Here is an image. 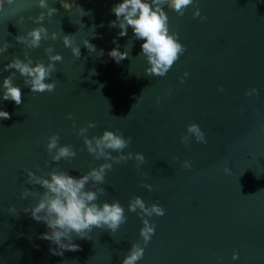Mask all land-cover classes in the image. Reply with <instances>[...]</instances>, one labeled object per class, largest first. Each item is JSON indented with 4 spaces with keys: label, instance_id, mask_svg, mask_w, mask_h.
Listing matches in <instances>:
<instances>
[{
    "label": "water",
    "instance_id": "1",
    "mask_svg": "<svg viewBox=\"0 0 264 264\" xmlns=\"http://www.w3.org/2000/svg\"><path fill=\"white\" fill-rule=\"evenodd\" d=\"M47 2L58 12L42 24L33 23L44 11L38 0H13L0 12V48L10 45L0 54V85L15 71H3L4 65L14 57L24 60V46L15 38L34 28L43 26L60 38L28 50L33 66L48 63L44 50L49 46L53 55L63 57L46 81L55 83L53 92L31 93L16 73L13 84L21 89L23 103L3 101L0 93V110L11 116L0 120V264H121L136 243L144 247L137 264H264V0H195L196 7L182 17L165 8L169 31L178 34L186 52L164 77L145 75L149 65L140 55L143 41L133 38L131 28L119 37V27H109L116 20L111 9L122 0H75L85 11L82 17L65 12L58 0ZM197 7L207 18L203 22L193 18ZM63 35L80 47L79 59L64 47ZM85 40L96 52L83 47ZM117 45L129 52L119 64L108 56ZM252 88L258 94L245 96ZM74 123L77 129L96 124L88 138L105 130L131 137L122 154L140 153L145 163L139 172L134 159L113 164L100 185L105 194L97 203L119 201L126 222L115 233L94 229L89 239L74 236L80 250L57 256L50 252L56 245L39 238L47 226L23 212L38 198L21 199V192L43 191L26 183L24 169L41 175L58 167L79 177L106 162L87 152ZM192 123L207 143L194 137L181 143ZM52 135L60 137L59 146L76 151L71 162L51 161L46 145ZM185 160L191 168L181 167ZM134 196L165 210L161 217H144L155 224L146 246L139 236L141 218L128 211ZM10 207L17 213H10ZM233 253L238 259H232Z\"/></svg>",
    "mask_w": 264,
    "mask_h": 264
},
{
    "label": "clouds",
    "instance_id": "2",
    "mask_svg": "<svg viewBox=\"0 0 264 264\" xmlns=\"http://www.w3.org/2000/svg\"><path fill=\"white\" fill-rule=\"evenodd\" d=\"M13 0H0V12H3L12 4ZM61 9L67 13L77 12L80 16H84L85 11L81 7H77L75 0H58ZM38 7L44 11L33 20V23L42 24L45 17H52L58 12L55 7L49 6L47 0H38ZM190 7H196L195 0H122L112 9L116 20L111 21L109 27H119V37L128 35V29L131 28L133 38L137 41H143L141 44V53L146 57L149 67L145 69V75L152 77H164L186 52V48L179 43V37L176 32L169 31V17L165 8L169 12H175L178 16H184L185 10ZM88 14H91L90 12ZM193 18H199L201 22L206 17L200 15L199 8L193 13ZM24 18L20 17L19 23H23ZM60 37L53 32L49 35L48 30L41 26L27 32L24 36H17L16 42L24 46V60L13 58L10 63L4 65L3 71L15 70L11 75L3 79L0 85V93H2L3 101H12L16 106L23 103L22 92L18 86H14L13 80L16 73L24 80V85L30 88L31 93H51L55 90V83H47L51 79L52 74L56 72L55 64L62 62L63 57L59 54L53 55L54 49L49 46L45 48V55L48 63L43 60L35 62L29 58L28 50L37 49L41 46L42 41L51 39L56 41ZM62 42L65 48H70L71 53L76 58L81 57L80 47L75 46V41L70 35H63ZM10 47L5 43L0 48V54L7 51ZM84 48L89 53L96 52V48L88 40L84 41ZM103 55V50H100ZM108 56L117 64L128 59L129 52L119 50V46L108 52ZM95 74V70L92 71ZM184 77H188L189 73L185 72ZM184 83V78H181ZM223 92V87L218 88ZM257 89L252 88L245 92V96L257 95ZM171 95V91L167 93ZM159 103V98H157ZM11 116L7 111L0 110V120L10 119ZM72 120L71 114L68 116ZM95 123H88L86 127L77 129L73 124V131L79 137L83 138L84 146L87 152L95 159H103L106 161L99 167L91 168L86 174L79 177H73L68 172L60 170L58 167L53 168L49 172H43L37 175L29 169H24L27 180L26 183L33 187L39 186L42 192L30 191L24 188L21 192V199L28 197L38 198L35 206L24 208L23 212L30 213L31 218L38 222L44 223L48 232L42 233L40 239L50 241L56 245L51 248L53 255L62 256L65 251H79V245L73 242V237L79 239H89V233L94 229L108 230L115 233L121 225H123L127 217L125 210L119 203L114 201L111 204L104 202L98 204L99 196L105 194V189L100 185L105 183V176L113 168V164L127 163L129 160L136 161V170L140 171V165L145 163V157L140 153L128 152L127 155L122 154L131 143V137L125 138L122 133L105 130L99 137L92 136L88 138L86 133L90 128H95ZM189 137H194L197 143H207L205 134L201 131L196 123L187 126L186 135L181 138L182 144L189 143ZM60 137L52 135L47 138L46 151L52 162L59 163L61 160H73L77 153L72 149L71 145L59 146ZM111 153H117L113 156ZM110 161V162H107ZM45 167H49L48 161H45ZM184 169L191 168L189 161L185 160L181 164ZM36 172H41L39 165L36 166ZM226 174L229 173L227 167L224 168ZM95 190H90V185ZM141 187L152 191V185L141 184ZM10 213L16 214L17 209L10 207ZM128 211L136 213L142 220L143 227L140 229L139 236L146 246L152 236L155 234V224H150L149 220L144 217H152L153 215L161 217L165 214V210L157 203L146 206L145 202L139 197L134 196L128 203ZM144 256V247L139 243L133 244L129 253L122 260L121 264H137ZM233 260L238 259V254L233 253Z\"/></svg>",
    "mask_w": 264,
    "mask_h": 264
}]
</instances>
